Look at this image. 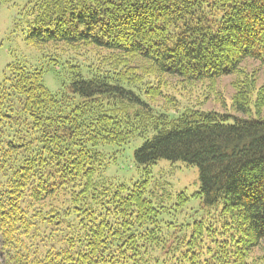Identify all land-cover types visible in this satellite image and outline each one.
Masks as SVG:
<instances>
[{
  "label": "trees",
  "instance_id": "16d2710c",
  "mask_svg": "<svg viewBox=\"0 0 264 264\" xmlns=\"http://www.w3.org/2000/svg\"><path fill=\"white\" fill-rule=\"evenodd\" d=\"M30 15L25 40L50 50L60 88L2 72L0 264H264V86L254 98L241 69L264 66V0H36ZM231 75L243 117L179 110L177 94ZM136 139L146 173L197 168L207 219L179 224L183 193L154 205L148 179L105 177L99 148Z\"/></svg>",
  "mask_w": 264,
  "mask_h": 264
},
{
  "label": "rangeland",
  "instance_id": "374dc122",
  "mask_svg": "<svg viewBox=\"0 0 264 264\" xmlns=\"http://www.w3.org/2000/svg\"><path fill=\"white\" fill-rule=\"evenodd\" d=\"M36 0H8L0 4V78L5 67L11 63H19L30 68H40L43 70V85L51 93H55L60 88V83L54 76L52 63L50 62V50L36 49L25 40L29 25L32 20L30 15ZM58 46V49H61ZM82 58L76 63L84 67ZM60 68V66L58 67ZM58 68L56 70H58ZM241 69L253 77V97L257 91L264 86V66L254 60H245L241 64ZM86 75V70L83 68ZM238 76L231 75L220 78L212 88L205 85L196 86L187 92L177 94L178 108H196L201 111H215L220 114H236L231 108V98L234 95L232 83ZM162 100L154 104L160 106ZM255 117L254 113H251ZM260 115L264 117V103L260 110ZM141 144V140H133L124 146H105L99 151L106 155L109 165L104 172L106 178L115 184H126L131 186L137 181L148 179V198L154 205L162 202L165 207H170L175 202V196L183 193L188 197V203L182 208L175 218L179 224L183 221L207 219L206 209L200 207V201L195 197L199 192L198 170L194 166L186 167L180 162L159 161L149 172L142 170L134 160V150ZM171 196L169 199L168 196ZM264 247V242L262 243ZM261 253L260 249L253 252L254 256Z\"/></svg>",
  "mask_w": 264,
  "mask_h": 264
}]
</instances>
